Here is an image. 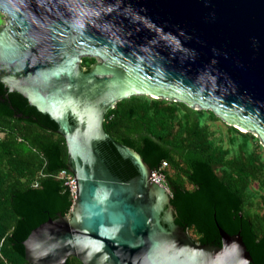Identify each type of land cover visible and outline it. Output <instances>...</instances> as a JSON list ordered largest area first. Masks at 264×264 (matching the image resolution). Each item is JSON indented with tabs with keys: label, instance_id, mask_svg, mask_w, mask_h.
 <instances>
[{
	"label": "water",
	"instance_id": "water-1",
	"mask_svg": "<svg viewBox=\"0 0 264 264\" xmlns=\"http://www.w3.org/2000/svg\"><path fill=\"white\" fill-rule=\"evenodd\" d=\"M12 92L63 138L74 181L69 217L21 242L27 264H249L238 233L201 245L174 224L166 188L102 121L145 96L210 111L264 149V0H0V99Z\"/></svg>",
	"mask_w": 264,
	"mask_h": 264
},
{
	"label": "trees",
	"instance_id": "trees-1",
	"mask_svg": "<svg viewBox=\"0 0 264 264\" xmlns=\"http://www.w3.org/2000/svg\"><path fill=\"white\" fill-rule=\"evenodd\" d=\"M85 60L84 72L93 62ZM207 120L218 119L179 102L132 96L105 112L102 129L161 175L173 222L195 243L219 246L217 229L238 233L249 264H264L263 149L230 126L224 147ZM54 131L18 93L0 99V264H27L21 242L29 233L56 213L69 217L71 192L58 176L68 172L66 147ZM64 264L80 263L69 257Z\"/></svg>",
	"mask_w": 264,
	"mask_h": 264
},
{
	"label": "rangeland",
	"instance_id": "rangeland-1",
	"mask_svg": "<svg viewBox=\"0 0 264 264\" xmlns=\"http://www.w3.org/2000/svg\"><path fill=\"white\" fill-rule=\"evenodd\" d=\"M87 58H90V57H82L81 58V60H84V61L79 63V69H81V70L84 69V65L86 66L88 64V61L85 60ZM94 63H95V60L93 59V62L89 66L91 67ZM147 98H150V97H147ZM206 123L208 124L209 128L214 132V134H215L214 137H216V140L220 141L224 147H229V144H228V136L229 135H228V132H227L226 125H224V123H222L219 120H215V121L207 120ZM259 152L261 153L262 157H264V149L263 150H259ZM159 180H160V183H162L161 185L164 186L163 179L159 178ZM189 237L192 239L193 235L191 234V235H189Z\"/></svg>",
	"mask_w": 264,
	"mask_h": 264
},
{
	"label": "built area",
	"instance_id": "built-area-1",
	"mask_svg": "<svg viewBox=\"0 0 264 264\" xmlns=\"http://www.w3.org/2000/svg\"><path fill=\"white\" fill-rule=\"evenodd\" d=\"M165 166H166V163L162 162L160 164L159 169H163ZM58 176L60 179L64 181V185H66L69 188L70 192L72 193L74 190L73 189L74 181H73L72 175L69 172L62 170L58 173ZM159 178L163 179L160 174L151 171V181L161 185L162 183H160Z\"/></svg>",
	"mask_w": 264,
	"mask_h": 264
},
{
	"label": "flooded vegetation",
	"instance_id": "flooded-vegetation-1",
	"mask_svg": "<svg viewBox=\"0 0 264 264\" xmlns=\"http://www.w3.org/2000/svg\"><path fill=\"white\" fill-rule=\"evenodd\" d=\"M83 70V69H82Z\"/></svg>",
	"mask_w": 264,
	"mask_h": 264
}]
</instances>
